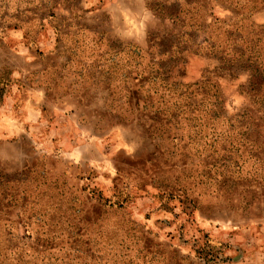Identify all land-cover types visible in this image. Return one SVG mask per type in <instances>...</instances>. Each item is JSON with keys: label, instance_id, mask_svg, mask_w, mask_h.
I'll use <instances>...</instances> for the list:
<instances>
[{"label": "rangeland", "instance_id": "rangeland-1", "mask_svg": "<svg viewBox=\"0 0 264 264\" xmlns=\"http://www.w3.org/2000/svg\"><path fill=\"white\" fill-rule=\"evenodd\" d=\"M158 1L0 0V264H264V0Z\"/></svg>", "mask_w": 264, "mask_h": 264}, {"label": "trees", "instance_id": "trees-1", "mask_svg": "<svg viewBox=\"0 0 264 264\" xmlns=\"http://www.w3.org/2000/svg\"><path fill=\"white\" fill-rule=\"evenodd\" d=\"M81 0H72V2H76L77 4H80ZM190 2V1H187ZM184 3L183 1L180 0H164L162 2H156L155 3V8L157 9L158 13L161 14L162 16H168L177 20H181L182 19V13H184ZM59 4V3H58ZM44 5L46 7H49L50 10H52L53 7H55L56 5ZM35 17L40 16V19H44L46 17H51L54 15V11H51L48 15H44L43 14H39V12L35 11L34 13ZM14 26H18L19 23H13ZM12 26V24L7 25V27ZM42 24H41V28H42ZM0 27L2 28L3 26L0 25ZM41 28L39 30H41ZM38 30V31H39ZM157 38V47L161 48L162 54H170V59L172 58L173 53V42L170 39L165 40L164 37H156ZM152 41L155 40V38L151 39ZM247 43L249 45H242L240 43H237V39L234 40V46L232 49L233 52V59L237 60V59H243L244 57L248 56L247 58L249 60L252 59V57H259V55L257 54V50L254 47H251L250 45L253 44L252 43V39H246ZM222 55H224L225 57H229L228 55L231 56L230 52L223 50V52L221 53ZM231 58V57H230ZM251 75H250V81H249V85H248V91L249 94L253 97H258L261 98L264 96V68L262 69H258L257 67H252L249 68Z\"/></svg>", "mask_w": 264, "mask_h": 264}, {"label": "crops", "instance_id": "crops-1", "mask_svg": "<svg viewBox=\"0 0 264 264\" xmlns=\"http://www.w3.org/2000/svg\"><path fill=\"white\" fill-rule=\"evenodd\" d=\"M42 32H43V29L40 30V32H39V34H38V36H37V42H38V40H40V39H39V36H40V34H42ZM39 42H40V41H39Z\"/></svg>", "mask_w": 264, "mask_h": 264}]
</instances>
